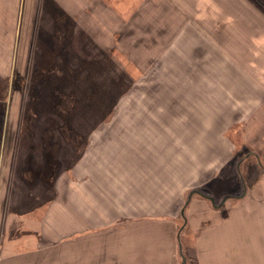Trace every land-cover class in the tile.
Listing matches in <instances>:
<instances>
[{
	"label": "crops",
	"instance_id": "crops-1",
	"mask_svg": "<svg viewBox=\"0 0 264 264\" xmlns=\"http://www.w3.org/2000/svg\"><path fill=\"white\" fill-rule=\"evenodd\" d=\"M111 2L121 4L0 0V98L29 49L39 64L56 63L57 23L73 40L75 18L84 36L128 33L117 47L139 66L113 121L64 127V139L41 130L21 138L18 193L39 180L51 197L5 219L14 172L5 162L0 264H264V11L252 0ZM5 108L14 115L0 100ZM118 112L129 119L116 121ZM10 117L0 129L17 127ZM62 140L71 151L59 150ZM239 160L257 165L259 179L211 201Z\"/></svg>",
	"mask_w": 264,
	"mask_h": 264
},
{
	"label": "rangeland",
	"instance_id": "rangeland-1",
	"mask_svg": "<svg viewBox=\"0 0 264 264\" xmlns=\"http://www.w3.org/2000/svg\"><path fill=\"white\" fill-rule=\"evenodd\" d=\"M106 3L109 6H113L114 3L121 4L120 2H111V0H106ZM75 19L74 30H72L73 40H70L71 35L68 28L60 22L57 23L58 40L52 45H59L52 56L56 63L54 65L39 64L38 59H35L33 55L32 48L29 49L25 68L21 71V78L16 76L13 82H9V94L0 98L3 108L9 106V111L15 110L14 115H10V113L7 115L5 108V112L0 114V118L4 117L3 121H7V117L11 116L9 120H15L18 123L15 129H10L11 127L8 128L6 125L0 129V138H2L0 184L3 179L1 172L5 168V162L9 163L14 170L13 174L10 172V176L8 175L10 179L9 191L5 194L6 200H12L11 203L14 204L9 202L4 209L5 219L21 220V216L27 214L28 206L31 207L32 203L35 204L34 196H37V200L41 198L40 202L43 203L51 197L48 190L44 189L45 192L40 193V190L45 186L40 185L42 182L39 180L37 181L40 184L35 182L36 187L33 184L29 185L24 193H18V188H21V138L36 137V134L41 130L42 134L48 138L50 132L54 134L57 131L56 137L64 139L71 136L69 132L72 131V129L64 127L75 126V124L84 121L91 123L113 121L115 107L122 103V99H125L121 97L128 94L131 83H135V73H137L135 69L139 66L131 63L133 53L129 48L117 47L122 40L128 37V33L106 34V40L103 35H98L96 32L93 36H91L92 34L84 36L81 24H78ZM66 24L69 25L70 22L67 21ZM99 38L102 39L100 42ZM104 44H106L105 49H103ZM41 60L47 62L45 59ZM141 68L144 73L145 65L142 64ZM138 73L141 72L138 71ZM6 86L7 82H5ZM128 119V115H123L122 112H118L116 115V121ZM56 124L60 128L56 130L51 128ZM33 125L37 129L33 128ZM8 139L11 143L15 141V144H10ZM62 141L63 143L58 145L59 150L63 153L69 147L71 151L73 147L64 144V140ZM46 147L48 148V146ZM7 150H9V157L12 161L7 156ZM75 153L77 154V152ZM47 155H45V159ZM246 164H251L252 169L246 170L239 160L234 179L231 178L232 181L223 183L219 187L225 191V194L218 191L211 196V201L216 203L226 197L232 199V196L237 195L238 192L240 196L251 189V186L259 179L260 171L257 170V165L254 163L249 161ZM14 178H18L20 181L15 183ZM22 178L29 180L30 177L23 174ZM24 195L31 198L28 201L29 204L24 201L23 204L21 203V196L24 197ZM248 198L252 199V193L248 194ZM257 199H264L263 194L262 197L256 195ZM18 203L20 205L16 207L15 205ZM0 226L2 228V225ZM6 227L4 226V228ZM8 249L14 248L7 247L6 250Z\"/></svg>",
	"mask_w": 264,
	"mask_h": 264
},
{
	"label": "trees",
	"instance_id": "trees-1",
	"mask_svg": "<svg viewBox=\"0 0 264 264\" xmlns=\"http://www.w3.org/2000/svg\"><path fill=\"white\" fill-rule=\"evenodd\" d=\"M252 1L256 3L262 11H264V4H262L259 0H252ZM181 264H186L185 260H182Z\"/></svg>",
	"mask_w": 264,
	"mask_h": 264
}]
</instances>
